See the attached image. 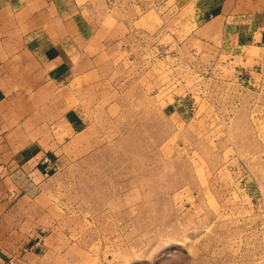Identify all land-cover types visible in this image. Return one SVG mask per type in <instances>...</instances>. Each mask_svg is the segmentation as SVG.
<instances>
[{"label": "rangeland", "instance_id": "374dc122", "mask_svg": "<svg viewBox=\"0 0 264 264\" xmlns=\"http://www.w3.org/2000/svg\"><path fill=\"white\" fill-rule=\"evenodd\" d=\"M76 1L82 29L5 34L60 80L0 126V264H264V31Z\"/></svg>", "mask_w": 264, "mask_h": 264}, {"label": "crops", "instance_id": "0c3cea01", "mask_svg": "<svg viewBox=\"0 0 264 264\" xmlns=\"http://www.w3.org/2000/svg\"><path fill=\"white\" fill-rule=\"evenodd\" d=\"M203 5L205 25L216 27L221 33H233L250 38L264 31V0H208ZM199 10H202L199 9ZM80 6L76 0H0V126L13 127L7 122L11 112L21 111L19 105L27 96L35 94L50 84L58 86L59 71L46 73L41 70L40 56L22 54L12 57L6 47H55L56 41L21 39L11 40L5 34L12 31H43L51 16L57 24L76 26ZM80 23L79 28H83ZM77 28V26H76ZM252 38V37H251ZM23 53V52H22ZM26 53V52H25ZM47 79L50 84L38 82ZM20 120V119H19Z\"/></svg>", "mask_w": 264, "mask_h": 264}]
</instances>
